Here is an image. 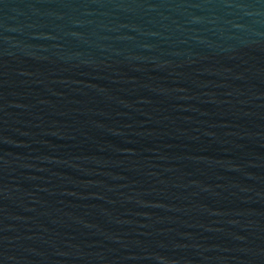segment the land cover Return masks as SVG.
Instances as JSON below:
<instances>
[{
	"label": "water",
	"instance_id": "1",
	"mask_svg": "<svg viewBox=\"0 0 264 264\" xmlns=\"http://www.w3.org/2000/svg\"><path fill=\"white\" fill-rule=\"evenodd\" d=\"M0 264H264V0H0Z\"/></svg>",
	"mask_w": 264,
	"mask_h": 264
}]
</instances>
